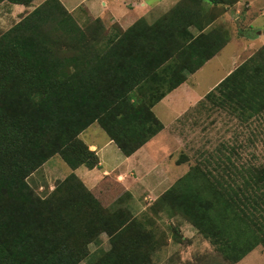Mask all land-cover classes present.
<instances>
[{
    "label": "trees",
    "instance_id": "16d2710c",
    "mask_svg": "<svg viewBox=\"0 0 264 264\" xmlns=\"http://www.w3.org/2000/svg\"><path fill=\"white\" fill-rule=\"evenodd\" d=\"M201 2L180 0L152 22L106 29L102 16L81 27L60 0H43L0 35V264H80L102 233L110 246L89 264L151 263L150 230L120 205L129 192L112 209L100 200L122 189L118 182L106 177L89 189L71 173L42 196L27 178L55 154L71 169L96 167L79 138L93 122L126 156L162 130L152 106L229 39L225 28H208ZM262 59L264 44L204 100L259 115ZM207 167L189 168L147 207L184 217L235 263L264 246V166H237L226 155Z\"/></svg>",
    "mask_w": 264,
    "mask_h": 264
},
{
    "label": "rangeland",
    "instance_id": "374dc122",
    "mask_svg": "<svg viewBox=\"0 0 264 264\" xmlns=\"http://www.w3.org/2000/svg\"><path fill=\"white\" fill-rule=\"evenodd\" d=\"M42 1L33 0L28 6L24 5V8L15 6V3L1 2L0 35ZM60 1L81 27H85L96 16L101 15L106 29H109L114 23L118 24L115 21L110 22L106 16L108 14L113 16L112 13H114L117 17L126 18L127 20L120 21L126 27L130 21L141 16L152 22L167 7L172 6L169 2H162L160 7L147 8L142 12V8L138 6L129 9L130 0H116L111 6L108 5L110 8L108 6L104 8L103 1L97 0L96 2L100 3L99 9L97 6L92 9L86 1ZM145 1L151 5L157 0ZM231 5L233 6V4ZM201 6L203 12L206 10L207 12L219 13L224 9L221 5L209 6L204 0L201 2ZM128 9L129 11H126ZM232 10L234 12V9ZM220 26L227 30L228 36H237V33L243 29L246 33V39H254L257 37L258 31L264 29V10L256 14L255 20L250 24L251 27L247 22L243 23L239 18L231 17L221 23ZM263 41L264 36H260V39H255L249 45V41H243L241 45H236L237 43L231 41L197 71L188 73L185 83L174 94H177V98L183 96L185 99L189 97H191L190 99L202 97V99L169 124L166 130L161 131L146 143L144 148L148 154L141 157L144 162L142 165L140 163L143 172L136 174L137 171H130L128 175L130 180L136 183L138 180L139 184L141 182L145 191L142 190L144 193L141 195L134 192V196L128 191L129 196L123 195L124 198L120 205L129 206L132 214L144 224L146 229L150 230L149 236L155 240L154 247L150 252V264H264V258L260 259V254H264V246L261 244L254 246L237 263H232L218 250L217 246L213 245L209 239L204 238L184 217L172 216L165 209L162 211L156 209L155 212H152L148 210L147 205L143 208L146 203H151L160 196L189 168L196 169V166L204 168L208 165L207 168L213 169L215 161L225 159L226 155H229L237 166H264V110L259 115L246 117L245 114L232 111L228 106H215L203 98L216 85V81L228 69H231L232 58H234L233 62L236 61V63L240 60V64L241 61L243 62L257 53L264 44ZM243 45H248L246 46L248 48H243ZM236 55L241 56V58H236ZM187 86L188 88H186ZM153 111L167 125L177 108L175 104L165 107L163 103H158ZM87 136L95 138L99 147H102L107 140L105 132L97 123L87 129L81 138L86 139ZM154 138H156L158 145L152 143ZM106 150L109 151L108 156L110 158H115V153L121 154L113 143L107 146ZM154 169L157 171L150 173ZM87 171L92 170L80 166L74 172L58 154H55L32 172L27 181L37 194L45 196L53 190L58 181L68 174L73 172L76 175H81ZM119 193L118 188H110L106 194L101 195L100 200L104 206L110 209L115 208L118 205L117 197L122 196ZM100 240L101 243L89 244V254L80 264H89V261H93L97 255L101 254L102 249L109 248L108 236L105 233L100 235Z\"/></svg>",
    "mask_w": 264,
    "mask_h": 264
},
{
    "label": "crops",
    "instance_id": "0c3cea01",
    "mask_svg": "<svg viewBox=\"0 0 264 264\" xmlns=\"http://www.w3.org/2000/svg\"><path fill=\"white\" fill-rule=\"evenodd\" d=\"M81 1L82 2H85L86 1V3H88V6L90 5V7H92V9H94V7H96V6H97V9H99V7H100V3L99 2H96L97 0H81ZM100 1H103V5H104V8H105L109 4L111 6L112 3L114 1H116V0H100ZM179 1L180 0H157L154 4H151L150 5V4L146 3L145 0H130L129 2H131L130 3L131 6H129V9H131L133 6H138V7H141L142 8V12H144L147 8H149V9H151V8H158V7L161 6L162 2H166V3L169 2L170 5H172V6L167 7V9L164 11V12H166L167 10H169L171 7H173ZM76 2H78V1H76ZM204 2L207 3V5L212 6V7H214V6L216 7V6L221 5L224 8L219 13H215L214 11H208L207 12L206 10L203 12L207 16L209 14L213 18L212 21H211V23H210V25L208 26L209 29H210V27L220 26L221 23H223L224 21H226L227 19H229V17L234 18V19H238L239 18L240 20H242L243 23H246L247 22L248 25H249V27H251L250 24L255 20L256 14L258 12H260L261 10H264V9H262V8H264V0H235L233 3H230V4L229 3H213L212 0H204ZM231 4H233V6ZM14 5L17 6V7H19V8H20V6L23 7V8L25 7L22 4H14ZM110 6H108V7L110 8ZM129 9L126 10V11H129ZM232 9H234V12H233ZM232 13H235V14H232ZM100 14H101V12H100ZM112 15L113 16H110L108 14L106 16H107V18H109V21L110 22H114L115 21L122 28H127L136 19L140 18V17H138L134 21L132 19H128V20H132V21H130V24L128 26L124 27L121 24L120 21L121 20H127V19L126 18H122V16L121 17H117L114 13H112ZM141 15H143V14L141 13ZM98 16H101V15H98ZM141 17H143V16H141ZM192 30L194 32H196L195 29H192ZM237 34H238L237 36L230 35L228 41L226 42V44L219 51H221L222 49H224L229 43H231V41H232V43H237L236 45H241L243 43V41H249V43H248V45H249L250 43L254 42L255 39H260V36L261 37L264 36V29L259 30L258 33H257V37L254 38V39H246V37H245V34L246 33H245V30H243V29L240 30V32H238ZM263 43H264V41H263ZM248 45H243L242 47L244 48V47H246ZM247 48L248 47H246V49ZM217 53L214 56H212L210 59H212L213 57H215L217 55ZM237 57L241 58V56H239V55H236V58ZM210 59H208L207 61H209ZM233 60H234V58H232V67H231V69H228L222 75V77H220L216 81L215 84H217L227 74H229L233 69H235L237 67V65H239L240 60H238L237 63H236V61L233 62ZM241 63H242V61H241ZM201 67H199V68H201ZM185 81H186V79H185ZM185 81L183 83H181L180 85H178L173 90H171L170 92H168L164 97H162L157 103H155L152 106V111H153L154 107L158 103H163V105L165 107L172 106V104H175L176 105L177 111H175L173 117L170 119V121L167 123V125H165L160 120V118L155 114V112L153 111L154 114L158 117V119L163 124V128H162L161 131L166 130V128H167V126L169 124H171L175 119H177L190 106L196 104L200 99H202V97H197L195 99H190L191 97L187 98L186 95H185V97L187 99L183 98V96H179V98H177L178 96H177V94H174V92L182 84H184ZM186 88H188V86ZM181 97H182V100H180ZM203 98H204V96H203ZM94 123H96V122L91 123L86 129H84L79 134V137L81 138V136L85 133V131L87 129H89ZM161 131H159L156 135H158ZM82 140L88 145L89 149L93 150L96 153V155L98 157V165L96 167H93V168L89 169V168L83 166L86 169L92 170V171H90V172L87 171V172H85L84 174H81V175H76L74 173L78 178L81 179V181L86 185L87 188L92 189L96 185L100 184V182L104 178H106V177L108 178L109 177L112 181L118 182L121 185L122 189L119 188V190H120L119 195H121L122 192H124V191H127V192L129 191L132 196H134V192L138 193V195H141V194L144 193L145 187L143 186V184L141 182L139 184V181L138 180H137V183L136 182H132L130 180V178H129L130 176H128V175H129L130 171H133V170H135V171L138 172L136 174H141L143 172V168L141 167V165L143 164L144 161L141 160V157L142 156H145V154H148V151L145 150L146 148H144L145 145H146V143L148 141L145 144H143L141 147H139L136 151H134L132 154L126 156V155H124L120 151V149L116 146V144L112 140H110L108 137H107V140L104 142V144H103L102 147H99L97 145V143L95 142V138H93V137L89 138L87 136L86 139H82ZM112 143L115 145L116 149L119 150L120 153H121V154L115 153V156H114L115 158H113V157L110 158L108 156L109 151L106 150V147L109 146V145H111ZM152 143L153 144H157L156 138H154V140L152 141ZM140 163H141V165H140ZM77 169H78V167L75 168V169H72V170H74V172H75V171H77ZM153 171L156 172L157 170L154 169L150 173H153ZM88 184H90L89 185L90 187L88 186ZM142 190H144V191H142ZM138 197H140V196H138ZM149 204H150V202L149 203H146L143 206V208H145V206L146 205H149ZM128 208H129V206H128ZM263 258H264V254H260V259H263Z\"/></svg>",
    "mask_w": 264,
    "mask_h": 264
}]
</instances>
